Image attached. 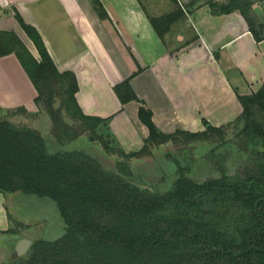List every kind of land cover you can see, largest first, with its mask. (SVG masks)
I'll list each match as a JSON object with an SVG mask.
<instances>
[{"label":"trees","instance_id":"obj_1","mask_svg":"<svg viewBox=\"0 0 264 264\" xmlns=\"http://www.w3.org/2000/svg\"><path fill=\"white\" fill-rule=\"evenodd\" d=\"M90 1L100 20L109 19L99 0ZM169 1L173 10L159 17L143 9L162 41L196 7V0L185 7L180 0ZM261 2L208 0L201 5L213 16L238 13L260 43L264 24L252 7ZM15 18L39 61L13 32H0V58H17L56 143L64 147L85 137L118 161L113 170L84 151L51 153L40 131L11 121L25 110L0 112V194L49 199L65 225L59 239L32 241L24 257L6 264H264V84L250 95H237L242 112L232 123H206L201 132L167 135L154 125L151 111L127 79L113 91L122 106L140 105L137 117L148 138L141 149L126 153L105 135L109 119L82 113L75 98V75L60 73L37 31L17 13ZM231 128L237 132L228 140ZM168 144L184 154L199 145L210 146L202 160L213 163L219 176L197 182L190 178V161L184 164L168 156L173 171L164 189L139 183L130 162L151 157L153 149ZM233 154L245 161V167L229 175L226 164Z\"/></svg>","mask_w":264,"mask_h":264},{"label":"crops","instance_id":"obj_2","mask_svg":"<svg viewBox=\"0 0 264 264\" xmlns=\"http://www.w3.org/2000/svg\"><path fill=\"white\" fill-rule=\"evenodd\" d=\"M99 1L107 20L98 18L90 0H0V32H13L39 61L16 13L33 27L57 70L75 75L82 113L109 119L105 135L115 137L124 152L138 151L148 138L137 117L140 105L122 106L113 91L127 79L167 135L232 123L242 112L237 95H250L264 84V40L254 41L238 13L213 16L207 6L194 7L162 41L145 14L162 16L157 0H147V7L140 0ZM36 96L15 55L0 58V112L23 109L26 114L11 121L40 131ZM7 195L0 194V236H12L17 244L27 239L7 234L12 224Z\"/></svg>","mask_w":264,"mask_h":264},{"label":"rangeland","instance_id":"obj_3","mask_svg":"<svg viewBox=\"0 0 264 264\" xmlns=\"http://www.w3.org/2000/svg\"><path fill=\"white\" fill-rule=\"evenodd\" d=\"M140 1L146 7L150 5V2H147V0ZM191 1L192 0H180V3L185 7ZM207 1L208 0H196L195 6L197 7ZM153 2L154 5L159 7V12L157 13L162 15L168 13L170 11L169 9L173 7L169 0L165 1L166 4H162V0ZM252 10L257 21L264 24V2L254 3ZM40 116L41 118L38 120L35 127L40 130L49 152L84 151L99 159L105 168L115 169V164L118 161L117 157L107 154L99 143H93L85 137L79 138L64 147H60L51 136L50 129L46 127L45 118L47 115L44 112H40ZM236 132L237 130L234 128L229 129L227 132V139H232ZM113 142L115 146L123 150L115 137H113ZM210 149V146L199 145L195 147V149H191L184 154L181 150L175 149L172 145L168 144L153 149L151 157L141 160H132L130 162V167L139 183L147 186L160 185L161 188L164 189L167 183L171 181L170 175L173 171V166L169 164V159L167 157H177L184 164L186 160L193 164L192 174L190 176L191 179L197 182H203L219 176L214 169L213 163L202 160L207 154L206 152ZM226 165L229 175H234L245 167V161L233 154ZM6 207L12 219V233L18 234L20 237H26V239L30 241H55L64 234L65 225L55 203L49 199H39L34 196H25L16 193L15 195L6 196ZM11 240L12 236H0V246L5 245V252L0 251V260H3V264L9 262L15 254L14 247L16 243H12Z\"/></svg>","mask_w":264,"mask_h":264},{"label":"water","instance_id":"obj_4","mask_svg":"<svg viewBox=\"0 0 264 264\" xmlns=\"http://www.w3.org/2000/svg\"><path fill=\"white\" fill-rule=\"evenodd\" d=\"M31 243L32 242L30 240H20L15 246V254L11 260L25 256L31 246Z\"/></svg>","mask_w":264,"mask_h":264}]
</instances>
